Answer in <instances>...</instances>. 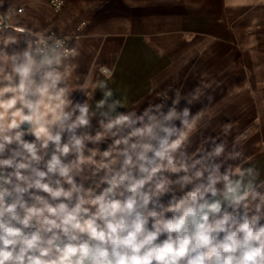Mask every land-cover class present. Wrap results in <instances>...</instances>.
<instances>
[{"label": "clouds", "instance_id": "clouds-1", "mask_svg": "<svg viewBox=\"0 0 264 264\" xmlns=\"http://www.w3.org/2000/svg\"><path fill=\"white\" fill-rule=\"evenodd\" d=\"M15 15L0 16V264H264L250 129L205 134L212 82L126 105L115 66L74 84L79 42Z\"/></svg>", "mask_w": 264, "mask_h": 264}, {"label": "crops", "instance_id": "crops-1", "mask_svg": "<svg viewBox=\"0 0 264 264\" xmlns=\"http://www.w3.org/2000/svg\"><path fill=\"white\" fill-rule=\"evenodd\" d=\"M63 2L56 11L50 0H0V12L15 13L17 26L69 36L73 46L78 41L74 84L90 72L103 79L99 67L115 66L109 86L126 105L151 100L153 84L160 91L175 80L174 87L188 91L212 82L205 134L224 123L249 128L244 151L264 179V0Z\"/></svg>", "mask_w": 264, "mask_h": 264}, {"label": "built area", "instance_id": "built-area-1", "mask_svg": "<svg viewBox=\"0 0 264 264\" xmlns=\"http://www.w3.org/2000/svg\"><path fill=\"white\" fill-rule=\"evenodd\" d=\"M50 5H51V7L54 9V10H56V11H59V10H61L62 8H63V6H64V2H63V0H50ZM0 16H5L4 14H2L1 12H0ZM50 34H55V33H53V32H51ZM56 35H58V34H56ZM62 36V35H61ZM65 40H69V38H71V37H69V36H62ZM68 46L69 47H72L73 45L71 44V39H70V41H69V43H68Z\"/></svg>", "mask_w": 264, "mask_h": 264}]
</instances>
